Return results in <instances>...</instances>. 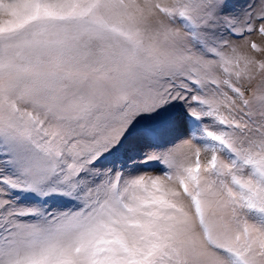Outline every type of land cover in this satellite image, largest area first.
<instances>
[{
    "label": "snow or ice",
    "instance_id": "1",
    "mask_svg": "<svg viewBox=\"0 0 264 264\" xmlns=\"http://www.w3.org/2000/svg\"><path fill=\"white\" fill-rule=\"evenodd\" d=\"M0 264H264V0H0Z\"/></svg>",
    "mask_w": 264,
    "mask_h": 264
}]
</instances>
